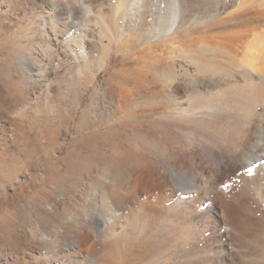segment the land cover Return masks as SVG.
<instances>
[{
	"label": "bare ground",
	"instance_id": "bare-ground-1",
	"mask_svg": "<svg viewBox=\"0 0 264 264\" xmlns=\"http://www.w3.org/2000/svg\"><path fill=\"white\" fill-rule=\"evenodd\" d=\"M95 1L82 7L86 17L94 14L107 43L92 58L88 53L95 47L86 20L83 25L74 23L59 3L46 13H32L39 40L31 32L20 40V51L7 54L8 62L2 63L29 87L13 113H35L41 106L66 124L67 115L80 105L110 55L125 43L126 34L137 31L140 44L159 38L174 49L170 40L186 22L202 24L220 13L226 16L193 27L205 29L197 38L196 51L169 56L166 63L171 66L153 73L146 83L113 87L102 81L94 86L82 110L96 109L109 117L131 109L141 123L160 111L158 117L173 122L179 131L171 135L175 148L134 127L128 135L130 151L121 145L102 147L82 158L68 151L64 161L60 155L66 127L59 130L63 140L58 138L48 153L58 159L48 167L54 179L49 188L26 198L16 186L30 173L13 165L0 170V264H100L104 257L120 263L132 251L126 243L132 216L155 228L148 231L160 237L152 240L146 264H168L165 260L172 254L178 258L176 264H245V258L246 264H264V29L254 31L264 22V0H231L210 9H199L197 0ZM7 7L0 2V17L8 13ZM254 7L260 10L256 17L250 9ZM2 25L6 23L0 20ZM243 40H247L243 48L233 46ZM153 46L140 52L147 56ZM125 52L120 67L131 64L132 54ZM55 53L90 72L88 85L81 86L78 96L70 97L73 100L61 101L59 90L41 69ZM210 55L216 61L221 57V65L209 61ZM176 57L187 66L174 68ZM142 99L154 106H139ZM168 106L171 109L165 110ZM10 118L0 102V121L8 125ZM186 125L193 127L181 131ZM9 140L13 142L11 135ZM99 142L103 145V140ZM181 206L187 221L179 230L168 227L172 224L167 218L160 222L161 217L146 215L150 209L162 214ZM247 210L249 222L244 218Z\"/></svg>",
	"mask_w": 264,
	"mask_h": 264
},
{
	"label": "rangeland",
	"instance_id": "rangeland-1",
	"mask_svg": "<svg viewBox=\"0 0 264 264\" xmlns=\"http://www.w3.org/2000/svg\"><path fill=\"white\" fill-rule=\"evenodd\" d=\"M91 1L92 0H0L3 5L9 6L6 8L7 11L9 10L8 13L0 17V20L6 23V25L0 26V53L2 52V54H0V102L5 105L7 113H9L11 116L8 125H4L0 121V170L5 168L7 165H13L16 170L20 168V172L25 171V173L27 172L26 174L30 173L23 179L22 182H20L19 186H16V192H21L26 198L38 192H42V190L49 188L50 184L54 182H50L52 181L51 179H53V177H51L48 167L49 165L51 166V163H54L55 161L57 162L58 159H52L48 153H50V151L56 147L58 138L60 139V142L63 140V138H61V133H59L60 129L67 127L68 130V133L65 137L64 146L62 148L63 151L60 156H64L68 151H70L75 153L78 158H82L85 156V154L96 152L102 147L114 148L120 145L124 149L126 147L127 151H130L132 147L131 141L128 139V135L131 133V130L134 129V127L141 128V131L146 133L147 136L151 138L155 137L154 139H157L161 145H165L168 148H175L171 135H178L179 131L176 132L173 122L169 121L168 119L166 120L165 118L161 119V117H158L160 116V111L159 113L154 112L153 115L151 114L149 118L146 119V121L144 119L141 123L139 117L133 114L131 109L127 110L125 115L116 114L109 117L101 116L96 109L94 111L93 109L86 110L85 112L82 110L87 105L89 99L93 96L95 91L94 86L102 83V81L104 84L113 87L120 85H131L133 82L146 83L148 78H152L153 73H156V71L159 72L160 70L162 71L165 68L171 66L170 64L166 63V58L169 56L178 55V52L184 50H190L191 52L196 51V42L197 44L200 42L197 40V38L200 36V33L201 35L203 34L205 29H192L193 27L198 25L197 27L200 28L205 23L213 22L215 21L214 19H220L222 16H226L224 15L226 13H220L221 15H216L214 18L212 17L205 19V22H202V24L201 22L198 23L194 21L186 22V24H184V26L176 33V38L170 40V43L173 44L174 49H171L159 38H155L151 41L140 44L139 41L141 37L140 33L137 31L126 34L123 37V40H126L124 41L125 43L120 45V50L117 51L115 55H110L107 66H105L102 71L97 73L96 77L93 79V83L89 85L87 91L84 92L80 105L73 109L72 113L70 112L71 114L69 113V115H67L66 124L61 122L57 116L52 115L48 110L42 108L41 106L36 107L37 109L35 113H31L29 111H26L20 115H17L15 112L13 113L12 111H15L14 109L16 107V103L20 100L26 99L29 93V87L26 86L21 80L16 79V76L13 74V72L10 70H4L2 63L8 62V55L10 56L12 51H20V40L24 39L31 32H34V37L39 40V28L30 18L32 13L40 11L46 13L48 8L51 7L53 3H59L64 5L66 13L68 12L71 15L70 19L72 18L71 20L74 23L83 25L86 20L85 26L89 27L91 30L90 36L95 47L88 53L89 58H92L96 56L99 46H101V44H106L107 40L101 36L99 27L95 25L93 18L94 14L90 13V16L87 15L88 17H86L84 13L82 7L83 4H93ZM102 1L112 2L113 0H96L95 2ZM229 1L231 0H197V3L199 2V9H203L204 7L206 9H210L214 8L213 5L216 3ZM255 7L250 9L253 10L252 15L256 17L260 14V10H258V7ZM63 16L66 17L65 14ZM247 17L249 16L247 15L246 18ZM154 18L155 16L153 15L151 19L149 18V22H152V19ZM263 23H259L258 28H256L254 31L263 30ZM245 38L248 39L247 37ZM243 41L244 43L236 41L234 42L233 46L236 47V45H238L240 48H243L247 40ZM21 44L23 45L22 41ZM70 44H72V46L74 45L72 42H70ZM153 44L156 46L150 48L149 54L147 56L144 52H140L146 46ZM125 49H128V52L132 54L131 64L120 67L119 64L126 55ZM226 51L231 53L232 50L226 49ZM3 52L4 54L6 53V55H3ZM220 58H217L218 61ZM213 59L215 58L210 55L208 60L214 61L217 66L221 65V63ZM173 62L174 64L172 66L178 70L180 69L179 66H187L184 60L177 57L176 59H173ZM224 65L226 66L227 64ZM41 69L46 72V75L52 79L53 84H55V87L59 90L57 97L61 101L65 100V98L66 100L70 101L72 98L74 99L75 96L77 97L81 92V88L85 85H88L91 78L90 72L87 68L81 69L77 65H73L71 61L64 58L60 53H55L54 58L51 59L50 62L45 60L43 65H41ZM154 70L155 72H152ZM79 76L81 77L80 81H78ZM68 94H71L69 98H72L69 99L67 96ZM138 103L139 106H149L148 104L154 106L151 101L149 102L145 99L144 102L142 99ZM170 109V106L165 108V110ZM16 115L17 118L20 119L19 124H16V121H18V119H15ZM192 127V125L183 126L181 131L189 130ZM158 128L160 130H158ZM161 129L163 131H161ZM10 135L13 138V142L9 140ZM100 139L103 140V145L97 144V142L101 141ZM228 145L229 142L225 144V146ZM64 158V161L68 160L67 155L64 156ZM39 174L42 176L40 179L38 178L40 176ZM41 179L44 181H41ZM176 189L178 188L176 187ZM183 211V206L173 208L172 212H164L162 214L158 210L150 209L148 212H146V215L159 216L161 217L159 218L160 222L167 218L166 220L172 224V226L168 225V227L179 230V228H182L187 221L186 214ZM248 211L249 210L244 211V218L247 221L251 219V211ZM138 221L134 216H132L129 221L130 223L127 226V231L131 232V238L129 236L128 239L130 240H126V243L132 247V251L128 255L124 256L122 258L123 260L121 259V261H119L120 263H118L116 260L114 261V259L110 257L105 258L103 256L104 258L101 259L100 264L147 263L148 258L150 259L151 257V252L149 251L151 242L153 239H159L160 237L153 234L152 231H148L149 229L154 230L155 228H151L150 226L148 228L143 221ZM129 225H133L134 228L136 227V230L134 229V231H131L133 227H130ZM143 227L146 230H143ZM132 236L137 238L133 239ZM134 240L136 243L133 242ZM261 257L264 259V250L261 252ZM177 261L178 258L175 256V254H172V256L166 258L165 260V262L168 264H176ZM246 261H248L247 258H245V264L247 263Z\"/></svg>",
	"mask_w": 264,
	"mask_h": 264
}]
</instances>
